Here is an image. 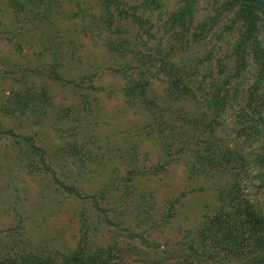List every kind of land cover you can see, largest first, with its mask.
<instances>
[{"label": "rangeland", "instance_id": "obj_1", "mask_svg": "<svg viewBox=\"0 0 264 264\" xmlns=\"http://www.w3.org/2000/svg\"><path fill=\"white\" fill-rule=\"evenodd\" d=\"M164 1L162 16L158 11L152 15L153 45L166 29V9L175 8V0ZM214 1L201 0L202 8ZM78 9L94 16L102 12L97 0H61L44 17L15 11L9 0H0V253L12 247L70 252L80 242L86 217L92 244L115 245L133 264L178 256L204 214L217 204V179L190 177L187 156L170 154L172 147L148 125L153 116L127 102L126 78L120 72L125 59L107 49V31L84 28L88 21L74 16ZM127 25L129 32L136 31L130 20ZM231 35L217 39L211 34L206 43L187 48L190 53L212 52L214 78L224 75L219 64L228 65L226 72L233 68L229 52L236 34ZM55 68L63 79L51 72ZM244 81H255L253 71ZM25 86L47 87L51 103L46 112L6 114L2 107L12 92ZM164 88L163 82H154V93L161 97ZM242 104L234 102V109ZM233 118L228 109L216 129L230 146L237 139ZM25 149L39 164L37 154L45 150L55 173L42 167L30 170ZM56 178L87 197L68 192ZM259 187L256 179L246 191L263 200L264 186Z\"/></svg>", "mask_w": 264, "mask_h": 264}, {"label": "trees", "instance_id": "obj_2", "mask_svg": "<svg viewBox=\"0 0 264 264\" xmlns=\"http://www.w3.org/2000/svg\"><path fill=\"white\" fill-rule=\"evenodd\" d=\"M97 2L102 7L101 15L78 9L74 16L87 20L84 28L93 33L94 29L107 31V49L125 59L120 72L126 78L123 90L127 102L153 116L148 125L156 128L160 140L172 147L170 154L187 156L190 177L217 179V204L204 214L183 252L154 258L148 264H264V199L253 198L246 191L256 179L260 181L259 188L264 186V0H215L205 9L201 0H175V8L166 9V29L155 45L156 23L152 15L158 11L162 16L164 0ZM60 3L61 0H9L15 11H33L44 17H50ZM128 20L136 24L133 33L128 31ZM231 33L236 34L229 52L233 68L226 72L228 65L219 64V72L224 75L214 78L212 52L190 53L187 48L192 43H206L211 34L221 39ZM251 71L255 81L246 83L244 77ZM51 72L57 78L64 77L56 68ZM155 81L165 84L163 97L154 93ZM239 100L243 104L234 109V102ZM50 103L47 87L25 86L12 92L2 110L10 116L28 111L40 116L38 111L45 108L42 112H46ZM185 103H193L194 107L188 109ZM228 109H232L237 124L233 146L216 133L222 124L219 118ZM6 132L18 136L11 129ZM30 145L39 149L31 139ZM42 153H36L42 162L39 164L32 151L25 149L28 167L55 173L47 163L46 151ZM56 180L68 192L87 197L77 186ZM82 220L84 233L70 252L12 247L0 253V264H133L113 249L115 245L92 244L87 218Z\"/></svg>", "mask_w": 264, "mask_h": 264}]
</instances>
